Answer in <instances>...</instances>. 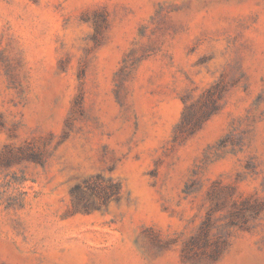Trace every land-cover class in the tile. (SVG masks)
Here are the masks:
<instances>
[{
  "label": "rangeland",
  "instance_id": "374dc122",
  "mask_svg": "<svg viewBox=\"0 0 264 264\" xmlns=\"http://www.w3.org/2000/svg\"><path fill=\"white\" fill-rule=\"evenodd\" d=\"M0 264H264V0H0Z\"/></svg>",
  "mask_w": 264,
  "mask_h": 264
},
{
  "label": "trees",
  "instance_id": "16d2710c",
  "mask_svg": "<svg viewBox=\"0 0 264 264\" xmlns=\"http://www.w3.org/2000/svg\"><path fill=\"white\" fill-rule=\"evenodd\" d=\"M113 186H114V191H117L118 188H119L118 184H114ZM75 189H76V190H80V187L77 186ZM80 196H84V195H80ZM85 206H88V205L86 204Z\"/></svg>",
  "mask_w": 264,
  "mask_h": 264
}]
</instances>
